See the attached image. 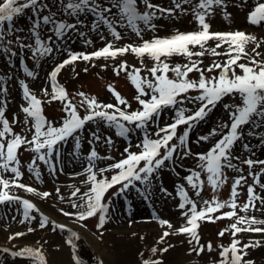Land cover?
<instances>
[{"label": "snow or ice", "instance_id": "1", "mask_svg": "<svg viewBox=\"0 0 264 264\" xmlns=\"http://www.w3.org/2000/svg\"><path fill=\"white\" fill-rule=\"evenodd\" d=\"M172 7L164 8L151 3V0H142L145 6L144 11H140L137 0H108V5L103 0H59L60 11L68 16H79L81 13L90 12L94 15L95 20L92 23V30L96 31L101 24L105 25L112 37L107 39L104 35H100V39L104 40V46L91 53H72L63 62L57 64L49 74L52 93L49 94L48 89H43L45 97H49L48 102L60 101L63 103V111L65 116L59 122V125L48 120L43 115L42 101L35 93H33L28 84L21 80L20 84L23 90V98L27 106H22L24 116V124L27 131L31 133V138L21 136L13 132L11 124H15L5 116L6 100H0V205L3 204H20L22 208V219L19 223L23 224L27 221L35 220L36 217L31 215L32 211L40 213L36 207L28 199H24L16 195L12 189H22L29 193H36L41 198H48L51 193L45 191L37 192L36 188L21 183L20 180L23 173L20 171V159L18 150L21 146H27L26 150H30L36 155L33 161L28 165V170L32 172L36 179H40V169L36 161H42L48 165L51 172L56 171L55 160L60 156V149L63 144L67 143L69 138L75 141V149L80 148V136L78 133L82 131L89 122L103 121L108 127L116 129V134L121 137H127L133 128L143 130V139L140 144L135 147L138 151H131L132 145L129 144L125 148V154H122L120 160L109 163L106 167L97 168V160H113L110 156H100L95 148H92L87 157V166L83 170L87 179L84 181L88 185L86 191L81 193L80 188H75L72 192L73 197H77L81 203L72 201V207L78 209L76 213L61 212L65 216H75L77 221H83L87 218L94 217L99 214L98 228H103L109 214L111 198L105 200L106 193L117 185L119 187L113 196L123 195L130 188L136 187L137 182L144 185L143 194L148 197L149 190L154 174L158 175L159 170L165 167L166 161H172L178 150H182L180 155L182 158L194 155L197 159V169L190 170V173L184 177L187 184L195 190V195L200 196L205 181L201 179L202 173L207 174V183L214 192H217L228 180L225 169H234L239 173L243 169L239 167L234 160H240V157L233 155V148L238 141L244 139V126H250L248 136H259L261 143H264V132L257 133L255 129L264 127V59L261 53L257 51L261 43L257 37L248 34L242 30L236 31H210V24L206 22V18H210L214 14V7L225 9V18H230V13L226 11L228 7L227 0H199L193 5V0H171ZM247 0H242L243 6ZM192 5V14L197 21L199 29L195 31L181 32L176 31L170 36L158 37L154 36L150 40L143 39L144 28L140 27L142 22L145 28L155 30L156 25L154 19L159 16H174L179 10L181 14H185L187 9L183 5ZM48 14H43L45 10ZM26 10H31L35 19L29 28V32L34 38V44L27 43L22 37L14 36L16 29L14 20L22 16ZM115 10V11H114ZM58 13L49 8L48 3L44 0H2L0 2V51L16 56L23 50H30L33 60L39 63L40 59L50 55L54 51L53 45L49 42L53 37L48 36L45 40L42 37L41 29L44 25H52L51 31L56 37H63L70 30L78 31V25L82 23L77 19L76 23H68L66 20L57 19ZM247 20L251 25L260 26L264 23V0H255L254 7L249 11ZM120 28H130L136 37L142 42L140 44H124L117 46L116 41L123 39ZM23 31V30H20ZM84 35V33H80ZM216 41L215 47H207L208 41ZM91 43V41H86ZM252 42L255 47L252 53L246 51V46ZM15 44L18 50H13L12 45ZM223 52L217 49L224 48ZM199 51H193L195 48ZM58 50V49H56ZM132 53L140 59L141 67L131 66L127 61L121 62L114 69L117 75L120 72H126L129 79L137 90L135 100L141 106L135 110H130L131 105L128 101L121 97L119 92L110 88L114 93L117 103H102L96 97H88L85 93L80 92L78 95L82 97L81 106L86 105V114L81 116L78 112L77 105L68 98L65 88L57 82V75L66 65L72 64L78 59L91 61L93 59L109 58L115 59L117 56ZM212 56H225L223 61L214 60L207 68L201 67L203 61L199 59L205 54ZM147 56L153 63L147 71L151 75V79L140 75L141 69L145 67L143 58ZM172 56H184L187 63L171 65L168 58ZM195 58V59H194ZM246 60L247 62H241ZM237 69L240 71L237 72ZM29 77L36 74L30 71L27 66L24 68ZM87 69H85L86 71ZM218 70V72H217ZM198 72V79H190L189 74ZM173 75L170 77L169 73ZM217 72L216 75H206V73ZM190 92H196L197 95H189ZM0 93L6 94L7 89L0 87ZM239 97V103L223 104L224 109L228 113V121L218 123L208 135L200 136L197 143L201 141H209L213 137H219L204 153H192L188 144L189 133L200 121L220 104L225 97ZM188 103L199 104L195 111L184 107ZM123 106V107H121ZM165 109H173V122L159 126L158 121ZM31 121V127H28ZM156 124L154 132L149 131V126ZM186 125L182 135H177V129ZM97 132L92 133L93 141H101V136ZM174 138L178 141L171 143ZM108 145H112L111 137L104 139ZM91 143V142H90ZM242 147L247 151H252L248 144ZM143 162V166H141ZM243 165L249 168L248 176L252 177V184L247 183V177L243 174L234 178L231 188L230 198L221 201L214 197L211 201L203 200L199 206L197 201L189 197L183 184L177 186V195L181 198L178 208L183 210L181 216L185 218V223L175 232L186 234L190 237L189 244L194 246L190 252L200 255L205 246L200 244L198 228L200 222L204 220L215 221L224 218H235V221L220 231L219 236L223 237L226 232H231L233 237L230 245L220 247V259L214 264H252L251 261L244 260L247 255V249L259 246L260 241H249L242 247L241 242L237 239V234L241 232L264 233V219H257L255 215L249 216V211H260L256 204L259 201L264 206V196L256 192V186L264 190V184L260 183V177L264 176V159H253L251 157L241 160ZM256 166L259 171H252ZM10 173V178H5L4 174ZM105 173H111L110 178ZM177 175H179L177 173ZM247 184V202L242 206L238 205L237 198L240 195L238 191ZM59 188L56 192L59 193ZM167 195L166 189H161ZM79 193V196H78ZM61 200L63 196L59 197ZM244 215H239L237 208ZM224 208L229 211L220 212ZM80 209H83L82 211ZM17 211H20L18 209ZM220 212V215L213 216L214 213ZM40 228H45L51 223L53 230H67L70 235L67 243L75 250L76 244L74 238L78 239V234L64 224H58L50 221L49 217L40 213ZM15 219V217H13ZM159 224L167 226L172 230L173 224L167 219H159ZM28 232L34 229L29 227ZM170 231H164L159 237L157 243H164L165 238L170 235ZM26 235L24 232H16L8 237L14 240L18 237ZM39 245V241L37 242ZM43 246L23 247L16 251L8 248H0V251L10 253L13 257L31 258L32 264H47L46 257L42 251ZM208 251L212 250V244L207 245ZM168 249H159L166 252ZM157 247H152L151 252L155 255ZM75 264H81L79 257L74 256ZM98 264H103L99 261ZM143 264H162L159 260L145 259Z\"/></svg>", "mask_w": 264, "mask_h": 264}, {"label": "rangeland", "instance_id": "2", "mask_svg": "<svg viewBox=\"0 0 264 264\" xmlns=\"http://www.w3.org/2000/svg\"><path fill=\"white\" fill-rule=\"evenodd\" d=\"M2 2V0H0ZM48 3L49 8L57 12V19L66 20L68 23H76L77 19L82 21L78 25V31L70 30L63 37H56L51 31L52 25H44L41 29L42 37L46 40L48 36L53 39L49 43L53 45L54 51L44 58L40 59L37 63L32 58L30 50H23L16 56L9 53L0 51V87L7 89V93H0V100H6L5 116L10 124L15 118L16 123L11 124L13 132L21 136H28L31 138V133L27 131L24 124L25 114L22 112V106H27L23 98V90L20 81L23 80L28 84L29 89L36 94L42 101L43 115L53 121L57 126L61 119L65 116L63 111V103L60 101L48 102L49 97H45L43 89L47 88L49 94L52 93L51 82L49 79L50 72L54 67L68 58L69 52L72 53H91L94 50L104 46V40L100 39V35H104L107 39L111 40L112 37L107 27L101 24L100 28L96 31L92 30V23L95 17L92 13H81L79 16H68L60 11L59 0H44ZM199 0H193V5L198 3ZM228 7L226 11L230 13V18H225L224 11L219 7H214V14L210 18H206V22L210 24V31L226 32L242 30L248 34L255 35L258 41H264V23L260 26L251 25L247 20L249 11L254 7L255 0H247L246 4H242V0H227ZM107 6L108 0H103ZM151 3L159 5L164 8L172 7L171 0H151ZM139 10H145L142 0H137ZM183 8L187 9L185 14H181L179 10L176 11L174 16H159L154 19L153 23L156 25L155 30L145 28L143 23L140 27L144 28L142 33L143 39L150 40L154 36L166 37L174 32H188L199 29L197 21L192 14V5L185 4ZM115 11V10H114ZM43 14H48L46 9ZM35 17L31 10L26 12L14 20V27L16 29L14 36L22 37L27 43L34 44V38L29 32ZM23 30V31H20ZM123 39L116 41L117 46L124 44H140L142 41L134 35L130 28H120ZM84 33V35H80ZM86 41H91L87 43ZM216 41H208L207 47H215ZM224 48L217 49L223 52ZM255 44L249 42L246 46V51L252 53V48ZM13 50H18L15 44L12 45ZM58 49V50H56ZM197 47L193 51H199ZM261 57L264 59V43H261L259 49ZM225 56H212L205 54L200 57L203 61L201 67L207 68L214 60L223 61ZM195 59V58H194ZM144 65L141 69L140 75L151 79L150 73L147 71L152 66V61L145 56L143 58ZM127 61L129 70L131 66L141 67L140 59L134 54L128 53L123 56H117L114 60L109 58L93 59L91 61H84L78 59L72 64L66 65L57 75V82L63 86L68 93V98L77 105L78 112L81 116L86 114V105L81 106L80 102L82 97L78 93L83 92L88 97H96L99 102L116 104V98L110 88L119 92L121 97L126 99L131 105L130 110H135L141 106L135 100L137 90L129 79L126 72L116 74L114 69L121 62ZM171 65L187 63V58L184 56H172L168 58ZM241 62H247L242 60ZM25 66L36 75L29 77L25 72ZM85 69H87L85 71ZM240 70L237 69V72ZM218 72V70H217ZM217 72L206 73V75H216ZM173 74L170 72L169 76ZM190 79H198L199 73L192 72L189 74ZM196 92H190L189 95H197ZM239 97H225L224 100L213 109L204 120L200 121L189 133L188 144L192 153H204L211 147L215 140L219 137H213L209 141H201L197 143L200 136L208 135L213 128H216L218 123L228 121V113L224 109L223 104L226 103H239ZM199 104L186 102L183 106L195 111ZM123 107V106H121ZM174 110L165 109L158 121L159 126L163 127L165 124L173 122ZM28 127H31L29 121ZM157 125L151 124L149 131L154 132ZM186 125H182L177 129V135H182ZM250 126H244V139L238 141L233 148V155L240 157V160H234L239 167L243 169L242 173L234 169H225L228 177L227 182L217 191L214 192L212 187L207 183V174L202 173L201 179L205 181L203 190L199 197L195 195L193 190L184 180V177L190 173V170L197 169V159L194 155L182 158L178 150L174 155L172 161H166L165 167L159 170L158 175L154 174L152 183L149 190L148 197L145 198L143 194L144 185L137 182L136 187L130 188L125 194L113 196L112 193L119 187L110 189L106 193L105 200L110 197L111 204L109 208L108 218L103 228H98L99 214L94 217L87 218L83 221H77L75 216H65L61 212L76 213L78 209L72 207V201L81 203L77 197L72 196L75 188H80L81 193L86 191L88 185L84 183L87 176L83 174L84 168L87 166V157L92 148H95L100 156H110L113 160H97V168L106 167L109 163L120 160L122 154H125V148L132 145L131 151H138L135 147L140 144L143 139V130L133 128V131L128 136L121 137L116 134V129L108 127L105 122L99 121L96 123L89 122L85 125L84 129L78 133L80 136V148L75 149V141L69 138L68 142L63 144L60 149V156L55 160L56 171L53 173L49 170L48 165L42 161L37 160L36 164L39 165L40 179L37 180L35 175L28 170V165L33 161L36 153L26 150L27 146H21L18 150L20 159V171L23 176L20 180L21 183L28 184L37 189V192H49L51 195L48 198H41L36 193H29L22 189H12V191L24 198L30 200L39 208L40 213L48 216L50 221H55L58 224H64L71 228L78 234V239L74 238L76 244L75 250L67 243L70 233L67 230L56 229L53 230V225L45 228H40L39 223L41 220L40 213L35 210L31 215L35 216V220L27 221L23 224L19 223L22 219V208L20 204H3L0 205V248H8L11 251L19 250L23 247H38L42 245V251L46 257L47 264H60L62 260L66 259L69 248L71 257L77 256L81 260V264H98L103 261V264H143L145 259L159 260L162 264H214L220 259L219 245H230L233 237L231 232H226L223 237L219 236L221 230L228 228L235 218L219 219L210 221L204 220L200 222L198 234L200 237V244L205 246L204 251L200 255L190 252L194 246L189 244L190 237L186 234L175 232L185 223V218L181 216L183 210L178 208L181 198L177 195V186L183 184L188 195L193 200L197 201L198 206L201 201H211L214 197L224 201L230 198L232 184L234 178L238 175H245L247 183L252 184V177L248 176L249 168L243 165L241 160L251 157L253 159H264V143H261L259 136H248ZM101 136V141H93L92 133L97 132ZM257 133L264 132V127L255 129ZM107 137L112 138V145L104 142ZM91 142V143H90ZM178 142L175 138L171 143ZM248 144L252 151L245 150L242 145ZM143 166V162H141ZM260 166H256L252 171H259ZM177 173L179 175H177ZM5 178H10L11 174H4ZM109 176L111 173H105ZM260 183L264 184V176L260 177ZM59 188V193L56 189ZM161 189H166L167 195ZM239 197L237 198L238 205L242 206L247 202V184L239 188ZM256 192L264 196V190L259 185L256 186ZM63 196L61 200L59 197ZM79 196V193H78ZM257 208L260 211H249V216L255 215L257 219H264V206L257 201ZM20 209V211H17ZM81 211L83 209H80ZM229 208H224L220 212L229 211ZM220 212L214 213L213 216L220 215ZM239 215H244L240 208H237ZM15 217V219H13ZM159 219L169 220L174 228L167 229V226H161ZM34 229L33 232H28V228ZM81 227V228H80ZM264 227V226H262ZM90 232L92 237H88L84 231ZM164 231H170V235L165 238L164 243H157L159 237ZM16 232H24L26 235L18 237L14 240H9L8 237ZM237 239L241 242V247L248 244L249 241H260L259 246L248 248L247 255L244 260L251 261L252 264H264V233L241 232L237 234ZM39 241V245L37 242ZM212 244V250L208 251V243ZM96 244L100 247L98 248ZM157 247L158 251L154 255L151 252L152 247ZM167 248L166 252H161L159 249ZM75 262L73 258H71ZM51 261V262H50ZM0 264H32L31 258L28 257H13L10 253L0 251Z\"/></svg>", "mask_w": 264, "mask_h": 264}, {"label": "bare ground", "instance_id": "3", "mask_svg": "<svg viewBox=\"0 0 264 264\" xmlns=\"http://www.w3.org/2000/svg\"><path fill=\"white\" fill-rule=\"evenodd\" d=\"M81 228V227H80ZM84 231V233L88 236V237H92V234L90 233V232H87V231H85V230H83ZM96 246L98 247V248H100L97 244H96ZM67 250V253L66 252H64L65 253V255H66V259H64V260H62V262H59L60 264H75V262L73 261V260H71L70 259V257H71V254H70V250H69V248L68 249H66ZM71 258H73V256L71 257ZM51 262V261H50ZM51 264H53L52 262H51Z\"/></svg>", "mask_w": 264, "mask_h": 264}]
</instances>
